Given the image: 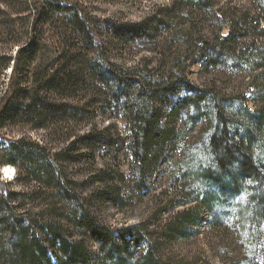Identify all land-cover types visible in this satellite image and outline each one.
Listing matches in <instances>:
<instances>
[{
	"label": "trees",
	"instance_id": "16d2710c",
	"mask_svg": "<svg viewBox=\"0 0 264 264\" xmlns=\"http://www.w3.org/2000/svg\"><path fill=\"white\" fill-rule=\"evenodd\" d=\"M122 1L140 0H0V16L11 6L29 12L32 28L0 46V70L10 68L0 147L10 125L43 130L61 144L23 135L0 148V168L17 166L21 185L0 196V264H198L164 257L151 239L134 259L145 225L114 229L102 220L107 205L119 209L129 199L126 186L145 190L165 158L175 163L159 203L167 213L161 239L185 237L203 221L202 210L212 228L236 217L238 237L252 248L241 264H264V106L252 109L212 82L200 88L189 73L210 50L202 70L235 65L261 71L264 81V0H249L247 8L232 5L236 0H168L138 22L108 19L118 49L146 43L156 55L132 61L98 43L100 20L88 6ZM7 20L0 18L5 41ZM40 23L54 29L48 39L36 34ZM204 24L214 28L212 38ZM161 26L168 34L157 40ZM48 49L53 56H45ZM260 99L264 104V82L253 101ZM101 110L116 111L126 132L99 125ZM123 149L132 183L114 164L97 161Z\"/></svg>",
	"mask_w": 264,
	"mask_h": 264
},
{
	"label": "rangeland",
	"instance_id": "374dc122",
	"mask_svg": "<svg viewBox=\"0 0 264 264\" xmlns=\"http://www.w3.org/2000/svg\"><path fill=\"white\" fill-rule=\"evenodd\" d=\"M167 2L168 0H140L138 2L122 1L117 4L104 2L89 4V9L94 11L95 15L100 20L98 26L99 31L98 33H95L96 40L98 43H103L106 47L109 46V50H113V56H123V58L127 60H140L145 56H156L154 51L150 50V45L146 43L136 42L134 43L135 45L128 44L127 46H131L130 50L127 48H125L124 51L118 49L117 42L110 39V34L108 32V19L117 22H138L146 17L152 16V13L157 10L158 5H163ZM249 4V0H236L234 1V4L232 3V5L242 8H247V6L251 7ZM15 12V7L11 6L6 10L5 15L0 16L2 20L8 19L7 21L12 23V25L9 26V28L12 29V32L9 34L3 32L5 34L3 35V39H6L7 41L2 40V37H0V46L5 42H11L12 39L17 38V36L20 37V35L25 38V34H27V32L30 33L32 30L31 26L27 24V22L31 20L28 17L29 12L22 14H16ZM20 18L22 19L20 20ZM173 25H178V22L174 21ZM35 29L37 35H41L46 39H48L54 32L52 26L47 23H40ZM203 29L204 32L208 33V37H213L214 28L209 27L208 24H204ZM166 30V28L161 26L159 34H156V36H158L156 39L162 40L161 36L166 34ZM15 49L16 47L11 53H14ZM49 50L51 49H48L47 52H45V56H53ZM206 51L207 53L197 55L203 57H200L194 65L189 67L190 78L193 82H195L200 88H204L209 82H212L222 94L243 96L242 98L252 109L264 106V104H261L260 102L261 99L259 100L260 103L258 102V105L253 101L255 91L257 92L264 82L259 76L261 71L258 70L249 73L245 70L236 69L235 65H233L234 67L229 66V70H227L220 64L211 65L207 71H204L202 70L203 62L205 58H208L210 53V50ZM9 75L10 68L0 70V100L5 93ZM182 95L183 94H181L180 97ZM95 120H97L96 122L99 125H108L111 122L116 123L118 133H120V131L122 133L126 132L125 121H123V118H121L116 111L107 110V112H105L104 110H101V112L95 114ZM198 130L199 129L197 128L193 133L188 135L186 137L187 140H192ZM122 133L120 134L122 135ZM23 135L30 136L33 140L39 141L45 140L48 132L46 133L43 130L32 129L30 126L10 125L3 130L1 136L2 146L0 148L7 147L14 139ZM46 140H50L49 142L55 147L61 145L57 142H51L52 139L50 136H48ZM182 143L185 144L184 141ZM117 152L118 153L109 154L108 157L106 154L101 157L98 156L97 161L99 166L105 165V163L114 164L124 173L127 181H131L132 183L133 173L130 167L131 159L129 155L125 153V149ZM174 163L175 161L172 159L167 160L165 158L162 161L163 165L157 168L156 171H153L149 175V178H147V187L145 190L139 191L133 189V183L132 185L130 184V188L126 186L124 191L129 192V199L126 200L123 206L119 209L111 204L107 205V209H105L102 214V220L114 229L125 227L131 228L142 224L145 225L147 231H145L143 238L146 241H144L142 247L136 251L133 257L134 259L139 258L141 254L145 253L148 244L147 240L151 239L157 244L158 249L164 257L171 258L177 262H196L198 264L243 263V257H249V255L252 254V248L245 239L238 237L237 226L235 223L236 217H231L229 221L226 222V226L223 229L217 227L216 229L209 225V221L211 220L209 212L202 210L203 221L198 226L191 228L186 233L185 237H178L176 239H171V241H166L165 238L161 239V232L165 223L164 218L167 213L158 211L159 203L160 199H162L161 193L171 186V174L173 173ZM1 169H3V166ZM15 171L16 175L15 178H13V173ZM15 171L12 173L11 177H6L0 173V196L8 190L21 189L20 182L17 180V166H15ZM262 241L264 242V235ZM99 246L100 245L98 244H93L91 246L93 254L95 253L97 256L102 254V252L99 251ZM91 261L92 263L95 262V257H92Z\"/></svg>",
	"mask_w": 264,
	"mask_h": 264
},
{
	"label": "bare ground",
	"instance_id": "6f19581e",
	"mask_svg": "<svg viewBox=\"0 0 264 264\" xmlns=\"http://www.w3.org/2000/svg\"><path fill=\"white\" fill-rule=\"evenodd\" d=\"M14 171H15V166L11 164H7L3 166V172H1V174H3L6 177H11Z\"/></svg>",
	"mask_w": 264,
	"mask_h": 264
},
{
	"label": "water",
	"instance_id": "95a60500",
	"mask_svg": "<svg viewBox=\"0 0 264 264\" xmlns=\"http://www.w3.org/2000/svg\"><path fill=\"white\" fill-rule=\"evenodd\" d=\"M2 168V167H1ZM0 168V173L3 172V169Z\"/></svg>",
	"mask_w": 264,
	"mask_h": 264
}]
</instances>
